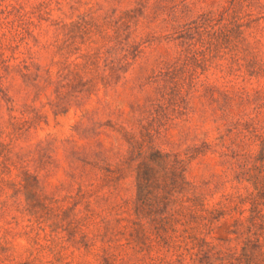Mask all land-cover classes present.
Instances as JSON below:
<instances>
[{"label":"trees","instance_id":"1","mask_svg":"<svg viewBox=\"0 0 264 264\" xmlns=\"http://www.w3.org/2000/svg\"><path fill=\"white\" fill-rule=\"evenodd\" d=\"M49 1L30 6L29 0H0V101L9 110L0 122V197L13 168L20 169L19 184L28 188L31 174L15 148L43 118L39 111L31 115L27 105L15 113L7 85L13 75L30 80L35 98L53 86L50 104L56 115L72 104L83 111L75 129L84 142L69 146L68 139L65 148L67 174L78 186L62 204L44 198L28 205L32 224L24 232L18 231L17 216L7 219L15 204L1 200L0 264H92L90 258L102 264H264V125L259 120L264 92L250 86L261 71L220 91L222 104L198 143L178 151L158 144L197 113L199 80L213 60L228 52L236 59L237 49L259 41L264 17L256 15L257 0H225L196 13L188 0H137L135 8L106 12L102 20L83 16V44L89 45L74 58L81 47L64 54L56 40L40 39L51 25ZM145 24L151 28L146 35L140 29ZM147 41L155 58L137 95L107 122L96 120L84 105L101 89L108 93L125 80L144 58L141 47ZM40 45L56 47L61 59L34 71L33 48ZM201 119L206 123L209 116ZM209 155L227 165L223 183L229 190L215 203L209 196L218 186L206 193L189 178L194 161ZM223 220H230L225 240L214 236ZM63 225L68 238L58 241ZM25 234L32 247L22 260L16 240Z\"/></svg>","mask_w":264,"mask_h":264},{"label":"rangeland","instance_id":"2","mask_svg":"<svg viewBox=\"0 0 264 264\" xmlns=\"http://www.w3.org/2000/svg\"><path fill=\"white\" fill-rule=\"evenodd\" d=\"M41 0H29V5H34ZM137 0H50L51 2L46 9L50 10L49 17L51 19L49 31L42 32L40 39L42 42L56 40V45L64 48L62 53L67 52L76 47L81 49L71 58L84 53L88 43L83 44L82 37V17L90 19L91 16L99 17L102 20L104 13L116 14L122 13L127 9L135 8ZM225 0H188L193 7L194 13L214 8L216 5L223 3ZM257 13H262L264 17V0H257ZM48 10V11H49ZM37 20V15L34 16ZM58 22V24L56 23ZM261 27H264V18L259 20ZM160 21H153L150 27L158 26ZM49 22H45L43 28H47ZM58 27V29H57ZM142 32L146 35L151 28L141 26ZM146 37V36H145ZM148 39V37H147ZM33 43V42H32ZM69 45L71 47H69ZM144 50V58H139L136 63L131 66L126 73L125 80H122L118 85L111 88L108 93L100 90L97 95H94L86 105L84 110L89 109L94 113L95 119L105 123L113 118L112 112H117L120 109H125L129 103L135 98L138 93L137 85L140 80L144 79L152 68L155 58V52L150 47L149 42H145L141 47ZM57 48L52 46L42 48L34 46L33 61L35 63L34 71L37 68L43 69L52 60H60L61 55L56 54ZM234 52H228L224 56L219 55L213 60L211 65L200 77L199 91L196 92L194 98V106L197 113L192 117L184 127L174 128L167 138L158 141V144L166 150H184L188 145L199 142L203 136V131H206L212 125L210 120L215 108H219L222 104V96L220 91L224 90L227 85L236 83L241 85L248 80L251 71H261V74L255 76L251 82V87H257L264 92V30L261 31L259 41L254 40L252 47L247 50L243 48L237 49L236 59L232 56ZM145 57H148L146 60ZM255 65V66H253ZM56 68H54L55 70ZM202 72V71H201ZM34 76V75H33ZM232 80L233 82H230ZM7 85L10 86L8 96L13 100L14 109L16 112L22 110L25 105L30 106L31 115L34 112H40L43 118L36 127H33L29 133L21 139L15 148V151H20L24 157L23 165L29 170L31 176L28 179V188H25L21 182V178L17 177L20 169L13 168V172L9 177L10 183L5 187L0 201L7 200L10 204H15L11 214L7 219L12 220V216H17L19 225L18 231H26L23 227L27 224H32L29 219L32 218L26 209L28 205L42 202L44 198H54L59 200V204L64 203V198L77 189V181L67 174L69 170L66 161L65 148L67 140L70 139L69 146L78 143H83L80 135L75 129L76 124L81 120L83 111L77 105L72 104L68 112H59L57 115L52 108L50 101H55L54 87H48L43 90L39 98H35L36 89L30 85V80H25L21 75H13L9 77ZM207 87V89H205ZM264 101L263 99L260 102ZM252 109V106L250 107ZM9 110L5 101H0V122L8 117ZM209 116L208 122L201 119V115ZM259 120L264 125V110L259 115ZM87 122V119H84ZM21 164H18L20 166ZM227 170V165H223L220 157L209 155L203 160H196L190 169L189 178L202 186V190L206 193L214 192L218 186V192L213 196H209L211 203L217 202L225 190H229V184L223 183L227 177L224 176V171ZM222 176V177H220ZM130 180H128L129 182ZM211 181L210 184L204 185V182ZM23 182V181H22ZM127 182V183H128ZM24 183V182H23ZM127 186V184H126ZM130 186V185H129ZM130 193V192H129ZM48 199V200H49ZM59 204L55 203V206ZM19 207V209H18ZM18 210H17V209ZM21 210H25L21 212ZM34 218V217H33ZM55 218L48 220L47 224L52 223ZM4 222V221H3ZM230 225V220H223L220 226L216 229L214 236L217 239L225 240L228 238L227 230ZM48 233H51V228L48 227ZM32 236V234H31ZM58 241L68 238L66 225L58 229L56 234ZM223 243V241H216ZM16 253L18 258L26 259L29 255L28 248H31L30 235H20L16 240ZM50 255L48 253H44ZM53 257V255H50ZM44 259V258H43ZM92 264H102L100 260L90 258Z\"/></svg>","mask_w":264,"mask_h":264}]
</instances>
